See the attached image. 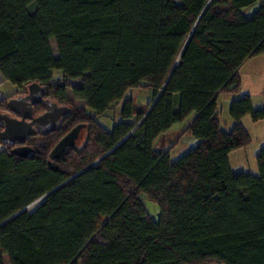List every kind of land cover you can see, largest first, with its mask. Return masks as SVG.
<instances>
[{
  "label": "trees",
  "instance_id": "1",
  "mask_svg": "<svg viewBox=\"0 0 264 264\" xmlns=\"http://www.w3.org/2000/svg\"><path fill=\"white\" fill-rule=\"evenodd\" d=\"M262 52L264 0H0V71L16 86L0 110L31 82L70 108L53 131L27 138V156L2 145L0 224L86 168L0 226V264H264V146L257 175L229 164L251 141L241 119L264 120L238 73ZM162 86L140 125L97 161ZM132 88L151 91L145 110L125 98ZM221 93L233 96L227 130ZM120 102L121 120L106 130L97 117ZM192 112L174 142L155 146ZM78 124L84 140L50 160ZM185 133L196 145L170 161ZM146 201L158 206L156 218Z\"/></svg>",
  "mask_w": 264,
  "mask_h": 264
},
{
  "label": "water",
  "instance_id": "2",
  "mask_svg": "<svg viewBox=\"0 0 264 264\" xmlns=\"http://www.w3.org/2000/svg\"><path fill=\"white\" fill-rule=\"evenodd\" d=\"M177 61L174 63L176 65ZM173 66V67H174ZM173 69V68H172ZM164 86L160 89L157 96L152 101L150 107L144 113L142 118L136 123V125L127 133V135L112 148L109 152L104 154L97 161L102 159L104 156L109 154L113 149H115L120 143H122L143 121L151 107L155 103L156 99L162 92ZM45 94L44 88L37 82L28 83L26 86V92L24 94H19L17 96L11 97L6 101V110H0V144L15 145L13 152L20 156H27L31 148L25 144L27 138L35 136L37 134H45L53 131L60 118L66 116L70 112V108L66 105H60L57 102L44 98ZM41 104L44 110L38 114L34 113L33 106L36 104ZM81 125L78 124L70 129L54 146V148L49 153L50 160H56L67 147L74 145L75 141L78 139ZM95 161L93 164H95ZM92 165V164H91ZM86 169V168H85ZM83 169V170H85ZM83 170L77 172L72 177L68 178L66 181L62 182L55 188L51 189L37 201L33 202L29 206L18 211L8 219L4 220L1 224L3 225L13 217H15L20 212L27 210L29 207L34 205L36 202L40 201L49 193L56 190L58 187L63 185L65 182L78 175ZM221 264V263H212Z\"/></svg>",
  "mask_w": 264,
  "mask_h": 264
},
{
  "label": "rangeland",
  "instance_id": "3",
  "mask_svg": "<svg viewBox=\"0 0 264 264\" xmlns=\"http://www.w3.org/2000/svg\"><path fill=\"white\" fill-rule=\"evenodd\" d=\"M258 7V3H255L249 7L244 8L243 12L246 16H249L256 8ZM50 44L53 50L54 55L55 52V45L53 40H50ZM52 76L54 78H57L60 76V72L53 71ZM4 84L0 87V95H6L10 92H13V89H16V86L11 84L10 82L6 81L4 79ZM69 95L71 94L70 91H68ZM232 95H228L225 93H221L217 97V105H218V112H219V120L221 123V128L224 130H227L229 127H231V119L228 114V107L229 103L232 99ZM125 98H131L133 101V104L140 110H145L149 103L152 100V94L149 89L146 88H132L129 89L125 95ZM77 104H83V101L81 100H75ZM121 103L114 104L110 109L106 111V113L103 116L97 117V121L106 129L110 130L114 123H117L121 120L120 117V107ZM92 112V110L88 109ZM194 116V112L190 113L186 116L181 122H177L173 124L167 131H165L163 134H161L156 140H155V146L157 148H167L171 142H174L176 135L180 133L183 129L186 128L188 123L192 120ZM135 118H132L131 120H134ZM85 138V131H82L81 135L78 136V142H82ZM197 139L191 135L190 133H185L183 135H180V138L175 143L173 148L169 152V159L170 161L176 160L179 156L185 154L191 147L195 146L197 143ZM2 148V145L0 144V149ZM145 207L154 218L157 217L158 214V206L156 204H153L149 201L145 202Z\"/></svg>",
  "mask_w": 264,
  "mask_h": 264
},
{
  "label": "crops",
  "instance_id": "4",
  "mask_svg": "<svg viewBox=\"0 0 264 264\" xmlns=\"http://www.w3.org/2000/svg\"><path fill=\"white\" fill-rule=\"evenodd\" d=\"M238 73L241 80V93L250 95L255 108L264 107V52L246 59ZM4 82L0 71V87ZM3 96L5 95H0V98ZM241 124L249 134L251 141L246 147L229 153L230 168L233 172H248L257 175L255 156L264 146V120L254 122L246 115L241 119ZM6 264H9L8 260Z\"/></svg>",
  "mask_w": 264,
  "mask_h": 264
}]
</instances>
